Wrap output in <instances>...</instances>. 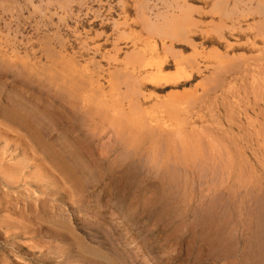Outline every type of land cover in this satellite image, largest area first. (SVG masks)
I'll return each instance as SVG.
<instances>
[{
	"label": "rangeland",
	"instance_id": "374dc122",
	"mask_svg": "<svg viewBox=\"0 0 264 264\" xmlns=\"http://www.w3.org/2000/svg\"><path fill=\"white\" fill-rule=\"evenodd\" d=\"M139 1L0 0V264H264V0L185 71Z\"/></svg>",
	"mask_w": 264,
	"mask_h": 264
},
{
	"label": "bare ground",
	"instance_id": "6f19581e",
	"mask_svg": "<svg viewBox=\"0 0 264 264\" xmlns=\"http://www.w3.org/2000/svg\"><path fill=\"white\" fill-rule=\"evenodd\" d=\"M6 1V0H5ZM141 1V0H140ZM139 1V2H140ZM149 1V0H148ZM147 1V2H148ZM152 1V0H151ZM158 2L162 3V5L164 6V12H158L156 14H154V16H151L150 18L148 16L147 17L149 18L146 22H147V25L146 26V29L149 31V34H152L153 36H158L160 38V40L162 41H167L169 43V50H173L174 47L176 45H180L181 48H182V51L180 52H172L173 55V59H174V64L172 66H174L177 70H180V71H185L187 69H192L194 67V64L197 63V60H198V57L201 56V52L199 51V46L195 43V38L194 36H200L201 35V32H199V30H196L198 26H206L205 22L202 21V17H203V13L201 11V9L199 8H196L197 6H193V4L191 2H194V0H157ZM236 1V0H235ZM240 1V0H238ZM247 1H253V0H247ZM66 2V0H64V3ZM119 2V1H118ZM136 2V1H135ZM143 2V1H142ZM150 2V1H149ZM263 2V0H262ZM120 3V2H119ZM237 4H239V2L236 1ZM242 3V1H241ZM7 4V3H6ZM159 4V3H158ZM251 4V3H250ZM4 5V4H3ZM68 5V4H67ZM140 5H142L141 7L139 8H142L144 9V2L143 4H141L140 2ZM145 5H146V1H145ZM153 5V4H152ZM157 5V4H155ZM211 5V4H210ZM235 5V4H233ZM246 5V4H245ZM136 6V5H135ZM152 7V6H151ZM150 7V8H151ZM245 7V6H244ZM136 8V7H135ZM138 8V7H137ZM146 8V7H145ZM154 9H156L155 7H153ZM211 8L213 9V12H212V16H214L215 14H217V17H218V22L217 24H215V22H210V25L211 26H215L216 27V30L219 32L218 34H220V36H218L217 38V41L211 45H218V46H221L223 48H225V50H234L233 46L232 45H229L226 42H223V36H222V28L224 27L223 23L224 21H227L228 19H230V17L233 16V14H236L234 13L235 11H237V9L233 12L234 9L230 8V4H228V2L226 0H213V4L211 6ZM134 9V8H133ZM153 9V11H154ZM248 9V8H246ZM136 10V9H135ZM163 10V9H162ZM6 11V10H5ZM148 11V10H147ZM157 11V9L155 10V12ZM253 11V10H252ZM251 11V12H252ZM255 13L258 11L254 10ZM146 12V10H145ZM150 12V11H149ZM152 12V10H151ZM151 12L149 14H151ZM246 12V11H245ZM249 12V11H248ZM214 13V15H213ZM254 13V14H255ZM153 14V13H152ZM209 14V15H210ZM252 14V13H251ZM263 14V13H262ZM208 15V14H207ZM239 15V14H238ZM139 16V15H138ZM137 16V17H138ZM140 16H141V13H140ZM139 16V17H140ZM143 16H146L145 13L143 14ZM260 16V15H259ZM263 16V15H262ZM261 16V17H262ZM197 17V18H196ZM143 20L141 23H143V21L146 19L144 17H142ZM137 19H141L140 18H137ZM212 20H214V18H212ZM139 21V20H138ZM136 22V21H135ZM257 22V21H256ZM263 22V23H261ZM145 23V22H144ZM261 25L264 24V20L263 21H260ZM114 24H116L114 22ZM223 25V26H220V25ZM118 24H116L115 26H117ZM136 25V24H135ZM141 25V24H140ZM209 25V24H208ZM137 26V25H136ZM143 26V25H142ZM144 26V27H145ZM232 26V25H231ZM264 26V25H263ZM227 27V26H226ZM261 27V26H260ZM228 29V28H227ZM231 29H234V28H231ZM250 29V27H249ZM257 29V28H256ZM8 30V29H7ZM230 30V29H229ZM228 30V31H229ZM17 31V30H16ZM215 31V30H214ZM239 31V30H238ZM244 31V30H243ZM263 31V29H262ZM147 32V31H146ZM151 32V33H150ZM148 33V32H147ZM210 33V32H209ZM217 33V32H216ZM248 35V34H247ZM258 38H259V35H258ZM262 38V37H261ZM206 39L202 38V42L200 43V46L204 45V44H210V43H207V41H205ZM53 42V41H52ZM149 42V40H148ZM184 44V45H183ZM163 45V44H162ZM164 46H165V43H164ZM254 47V46H253ZM166 48V47H165ZM62 49V48H61ZM154 50H157L156 47L154 46ZM167 50V49H166ZM165 50V51H166ZM188 50H191L192 51V54L190 53L191 56L193 57H187V56H184V52L188 51ZM158 51V50H157ZM216 50H213V53L216 54L215 52ZM208 52V51H207ZM219 52V51H217ZM221 53V52H220ZM263 53V52H262ZM260 53V55L262 54ZM13 54V53H12ZM145 55V54H143ZM164 55H168L167 53L164 54ZM218 55V53H217ZM214 56V55H213ZM240 56V55H239ZM8 57V56H7ZM251 57V56H249ZM254 57V56H253ZM158 58V57H157ZM204 58V57H203ZM216 59H219L221 60V58L223 59V57L219 56V58H217V56H215ZM214 58V59H215ZM233 58V57H232ZM256 58V57H255ZM164 59V58H163ZM213 59V61H214ZM227 60V57L225 58ZM229 59V57H228ZM238 59V58H237ZM240 59V57H239ZM238 59V60H239ZM249 58H247L246 60H248ZM252 59V58H251ZM249 59V60H251ZM257 59V58H256ZM10 60V58H9ZM7 60V61H9ZM161 60V59H160ZM219 60V61H220ZM236 60V59H235ZM243 60V59H242ZM254 60V59H253ZM1 61V60H0ZM173 61V60H172ZM217 61V60H215ZM214 61V62H215ZM232 63H233V60L231 59L230 60ZM256 61V60H255ZM218 62V61H217ZM225 62V61H224ZM227 65L229 60L226 61ZM237 62V61H236ZM242 62V61H240ZM245 62V61H244ZM243 62V63H244ZM145 63V62H144ZM158 63V62H157ZM216 63V62H215ZM222 63V62H220ZM231 63V64H232ZM246 63V62H245ZM263 63V62H262ZM9 64V63H8ZM11 64V63H10ZM261 64V63H260ZM2 65V64H1ZM223 65V63H222ZM221 65V67H222ZM233 65V64H232ZM252 65V64H251ZM10 66V65H9ZM8 66V67H9ZM139 66V65H138ZM171 66V67H172ZM220 66V65H219ZM238 66V65H237ZM196 67V66H195ZM209 67H212V66H209ZM219 67V68H221ZM170 68V64H167L166 60H162L158 65H157V73L159 74H162L164 71H166L167 69ZM224 68V67H223ZM222 68V69H223ZM207 69V68H206ZM215 69V67H214ZM229 69V68H227ZM260 69V68H259ZM217 70V69H216ZM237 70V68H236ZM239 70V69H238ZM245 70V69H244ZM133 71V70H132ZM135 71V70H134ZM249 71V70H248ZM264 71V70H263ZM201 72V71H199ZM198 72V73H199ZM219 72V70H218ZM217 72V73H218ZM250 72V71H249ZM254 72V71H253ZM10 73V72H9ZM216 73V75H217ZM256 73V72H255ZM139 74V73H138ZM211 74V73H210ZM219 74V73H218ZM222 74V73H220ZM230 74V73H228ZM11 75V74H10ZM197 75V74H196ZM259 75V74H258ZM262 75V74H261ZM209 76V75H208ZM212 76V75H211ZM218 76V75H217ZM252 76V75H251ZM254 76V75H253ZM219 78V77H218ZM70 79V78H69ZM218 80V79H217ZM69 81V80H68ZM16 82V81H15ZM201 82H202V79H201ZM206 82V81H205ZM209 82H210V79H209ZM242 82V81H241ZM71 83V82H70ZM214 83V81H213ZM220 82H218L219 84ZM199 84H201L199 82ZM208 84V83H207ZM209 84H212V83H209ZM215 85V84H214ZM217 85V83H216ZM220 85V84H219ZM222 87V85H220ZM213 87V86H212ZM211 87V90L212 89ZM217 87V86H216ZM219 87V86H218ZM205 88V87H204ZM210 88V87H209ZM245 89V88H244ZM216 90V89H215ZM204 91V90H203ZM205 91H208L205 89ZM209 92V91H208ZM191 93V92H190ZM5 94V93H4ZM235 95V94H234ZM236 98V97H235ZM199 99V98H198ZM6 101V100H5ZM226 101V100H225ZM9 102V101H8ZM18 103V102H17ZM24 104V103H23ZM18 105V104H17ZM21 107V106H20ZM84 110V109H83ZM89 111V110H88ZM82 112V111H81ZM90 114V113H89ZM107 121V120H106ZM121 123V122H120ZM261 133V131H260ZM131 141V140H130ZM213 141V139H212ZM198 142H199V139H198ZM203 142V141H202ZM177 143V142H176ZM201 143V141H200ZM214 143V142H213ZM205 144V143H204ZM177 145V144H176ZM193 145V144H192ZM218 145V144H217ZM60 146V145H59ZM66 146V145H65ZM72 146V145H71ZM195 146V145H194ZM220 147V146H219ZM61 148V147H60ZM194 148V147H193ZM186 149V148H185ZM189 149V148H188ZM197 149V148H196ZM204 149H205V146H204ZM187 150V149H186ZM190 150V149H189ZM214 150V149H213ZM221 150V149H220ZM227 150V149H226ZM68 151V150H67ZM74 151V150H73ZM180 151V149H179ZM192 151V149L190 150ZM189 151V152H190ZM178 152V150H177ZM197 153V150L195 151ZM208 153V151H206ZM71 153V152H70ZM78 153V152H77ZM182 153V152H181ZM181 153H179L181 155ZM192 153V152H191ZM195 153V154H196ZM224 153V152H223ZM67 154V153H66ZM178 154V155H179ZM71 155V154H70ZM163 155V154H162ZM177 155V156H178ZM179 155V157H180ZM74 156V155H73ZM195 156V155H194ZM197 156V154H196ZM193 157V156H191ZM207 157V156H206ZM224 157V156H223ZM177 158V157H176ZM193 159V158H192ZM196 159V157H195ZM198 159V158H197ZM217 159V158H216ZM69 160V159H68ZM71 160V159H70ZM83 160V159H82ZM188 160V159H187ZM199 161V160H198ZM206 161V159H205ZM181 162V161H180ZM214 162V161H213ZM31 164V163H30ZM180 164V163H179ZM179 166V165H178ZM199 166V162H198V165ZM203 166V165H202ZM33 167V166H32ZM197 168V167H196ZM52 169V168H51ZM172 171V170H171ZM10 173V172H9ZM51 173V172H50ZM35 174V173H34ZM37 174V173H36ZM61 174V173H60ZM91 174V173H90ZM174 174V173H173ZM179 174V172H178ZM217 174V173H216ZM182 175V174H181ZM3 176V175H2ZM185 176V175H184ZM60 177V176H59ZM179 177V175H178ZM58 178V176H57ZM175 178V177H174ZM98 179V178H97ZM58 180V179H57ZM169 180V179H168ZM167 180V181H168ZM165 181V180H164ZM30 182V181H29ZM181 182V181H180ZM256 182V181H255ZM39 184V183H38ZM88 193V192H87ZM55 195V194H54ZM92 197V196H91ZM51 199V198H50ZM81 199V198H80ZM238 199V198H237ZM86 200V199H85ZM79 201V200H78ZM261 201V200H260ZM262 202V201H261ZM72 205V204H71ZM76 205V204H75ZM80 205V204H79ZM2 206V205H1ZM44 207V206H43ZM67 209V208H66ZM2 210V209H1ZM44 210V209H43ZM61 210V209H60ZM257 211V210H256ZM63 212V211H62ZM14 213V212H13ZM223 213V212H222ZM61 216V215H60ZM30 217V216H29ZM35 222V221H34ZM24 223V222H23ZM86 224V223H85ZM91 224V223H90ZM87 225V224H86ZM89 225V224H88ZM41 227V226H40ZM44 227V226H43ZM67 228V226L65 227ZM100 228V227H99ZM102 228V227H101ZM41 229V228H40ZM61 229V228H60ZM56 230V229H55ZM8 236V235H7ZM110 238V237H109ZM107 239V238H106ZM5 240V239H4ZM53 240V239H52ZM112 240V239H111ZM76 244V243H75Z\"/></svg>",
	"mask_w": 264,
	"mask_h": 264
}]
</instances>
